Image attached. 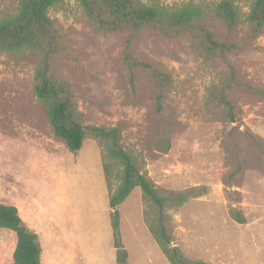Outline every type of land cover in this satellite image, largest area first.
Returning <instances> with one entry per match:
<instances>
[{"label": "rangeland", "instance_id": "obj_1", "mask_svg": "<svg viewBox=\"0 0 264 264\" xmlns=\"http://www.w3.org/2000/svg\"><path fill=\"white\" fill-rule=\"evenodd\" d=\"M138 1L167 10L193 4L211 15L222 0ZM231 1L245 19L254 0ZM17 6L0 0V15ZM48 15L63 44L51 73L73 89L88 132L119 129L121 145L160 195L205 191L165 209L171 247L190 262L261 264L264 34L224 60L186 37L143 32L127 43L126 33L98 34L78 0H62ZM127 56L168 75L166 89L156 87L151 71L131 70ZM37 64L31 51L0 56V204L21 209L44 248L42 264H117L108 184L116 189L121 169L113 164L107 180L105 148L90 134L76 153L55 137L34 90ZM119 211L128 264H171L150 232L156 214L140 188ZM234 212L246 223L235 222ZM16 243L14 232L0 230V248L7 244L13 255Z\"/></svg>", "mask_w": 264, "mask_h": 264}, {"label": "trees", "instance_id": "obj_2", "mask_svg": "<svg viewBox=\"0 0 264 264\" xmlns=\"http://www.w3.org/2000/svg\"><path fill=\"white\" fill-rule=\"evenodd\" d=\"M17 1L15 13L0 15V56L23 51L35 53L38 64L34 90L44 105L55 137L63 141L71 153H76L82 149L90 134L105 148L107 162L104 172L107 180L111 181L113 164L121 169L116 189H112L111 182L108 184L117 264H128L129 257L121 240L119 206L135 188H140L154 207L156 220L149 229L170 263L206 264L190 262L177 248H172V239L164 223L167 207H179L190 199L201 197L205 191L194 188L176 195H160L138 161L121 145L119 129L96 127L88 132L81 123L73 89L51 73V64L60 56L63 44L48 11L62 0ZM78 1L90 26L98 34L126 33L129 36L127 43L143 32H154L171 39L186 37L210 58L226 60L228 55L251 47L264 34V0H254L245 19L231 0L217 3L211 15L193 4L167 10L142 4L138 0ZM244 25L248 27L245 35L242 32ZM126 61L131 70L140 66L151 71L156 87L160 91L166 89L170 82L168 75L129 56ZM228 89L221 90L222 97H226ZM161 94L157 98L161 99ZM214 95L217 97L218 92ZM229 115L233 119V112ZM232 217L239 224L246 223L240 212L232 213ZM0 230L12 231L17 236L14 264H42L43 250L39 237L25 225L16 207L0 204Z\"/></svg>", "mask_w": 264, "mask_h": 264}, {"label": "crops", "instance_id": "obj_3", "mask_svg": "<svg viewBox=\"0 0 264 264\" xmlns=\"http://www.w3.org/2000/svg\"><path fill=\"white\" fill-rule=\"evenodd\" d=\"M18 211H19V215H20V213L22 211L19 207H18ZM112 230H113V227H112ZM113 238H114V236H113ZM16 245H17V243H16ZM15 249H16V246H15ZM15 249H13V251H15ZM43 249L44 248L42 247V250ZM115 251H116V249H115ZM43 252H44V250H43ZM13 254H14V252H13ZM42 258H43V254H42ZM260 263L264 264V261L262 260V261H260ZM0 264H14V259H13V255L11 253L10 246H7V244H3L2 247L0 248Z\"/></svg>", "mask_w": 264, "mask_h": 264}]
</instances>
